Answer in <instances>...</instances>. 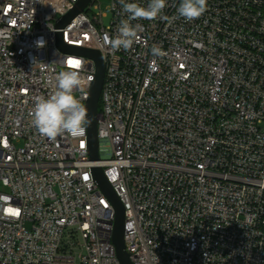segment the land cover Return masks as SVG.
Here are the masks:
<instances>
[{
	"label": "built area",
	"instance_id": "obj_1",
	"mask_svg": "<svg viewBox=\"0 0 264 264\" xmlns=\"http://www.w3.org/2000/svg\"><path fill=\"white\" fill-rule=\"evenodd\" d=\"M105 1L57 27L80 0H0V264H120L95 168L124 206L133 264H264V0H207L192 21L167 0L119 51L105 38L127 17ZM58 35L105 64L98 161L87 128L50 140L31 121L66 60L80 62L85 106L96 79Z\"/></svg>",
	"mask_w": 264,
	"mask_h": 264
},
{
	"label": "clouds",
	"instance_id": "obj_2",
	"mask_svg": "<svg viewBox=\"0 0 264 264\" xmlns=\"http://www.w3.org/2000/svg\"><path fill=\"white\" fill-rule=\"evenodd\" d=\"M126 19H122L117 29V35L111 39L105 38L113 51L131 49L133 44L140 39L143 31L141 24H133L138 20H155L161 17L167 5V0H148L147 6L136 2L119 0ZM207 10V0H180L178 14L187 21L201 17ZM38 47H43V41L37 42ZM158 47H152L153 56H163ZM76 61V60H73ZM75 64L65 61V70L55 75V90L48 96L35 98L34 108L30 112L31 121L37 132L45 138L55 140L62 134L73 137L83 136L86 128L91 124L88 109L74 93L83 91L88 82L82 77L80 69Z\"/></svg>",
	"mask_w": 264,
	"mask_h": 264
},
{
	"label": "water",
	"instance_id": "obj_3",
	"mask_svg": "<svg viewBox=\"0 0 264 264\" xmlns=\"http://www.w3.org/2000/svg\"><path fill=\"white\" fill-rule=\"evenodd\" d=\"M89 2L90 0H80V2L77 4L76 8L73 11H71L69 14L61 18V20L57 24V27H63L66 24H68L73 18H75V16H77L80 12H82L85 9V7L88 5ZM57 45L62 51L75 52L85 55L88 58L94 60V62L96 63V68H97L96 79L92 84L90 96L85 107L88 109V115L91 118V124L87 126L89 156L92 161H98L100 157L98 153L99 140H98L97 121L99 117L100 95L102 92L104 77H105V64L99 52L93 50H85L77 47H73V48L68 47L62 42L59 35L57 37ZM93 175L97 185L112 204L116 214L113 243L116 248L118 260L120 264H133L130 261L129 254L126 251V245L124 239L125 237L124 206L120 202L112 186L107 182L103 170L101 168H95L93 170Z\"/></svg>",
	"mask_w": 264,
	"mask_h": 264
},
{
	"label": "snow or ice",
	"instance_id": "obj_4",
	"mask_svg": "<svg viewBox=\"0 0 264 264\" xmlns=\"http://www.w3.org/2000/svg\"><path fill=\"white\" fill-rule=\"evenodd\" d=\"M69 64H75L78 66V61L69 60Z\"/></svg>",
	"mask_w": 264,
	"mask_h": 264
},
{
	"label": "rangeland",
	"instance_id": "obj_5",
	"mask_svg": "<svg viewBox=\"0 0 264 264\" xmlns=\"http://www.w3.org/2000/svg\"><path fill=\"white\" fill-rule=\"evenodd\" d=\"M101 1H102L103 6H106L108 4L107 1H105V0H101Z\"/></svg>",
	"mask_w": 264,
	"mask_h": 264
}]
</instances>
